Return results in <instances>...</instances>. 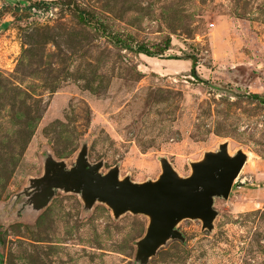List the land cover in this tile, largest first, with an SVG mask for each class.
Wrapping results in <instances>:
<instances>
[{"label":"rangeland","instance_id":"rangeland-1","mask_svg":"<svg viewBox=\"0 0 264 264\" xmlns=\"http://www.w3.org/2000/svg\"><path fill=\"white\" fill-rule=\"evenodd\" d=\"M221 147L248 157L210 224L150 254L151 216L54 170L185 179ZM0 264H264V0H0Z\"/></svg>","mask_w":264,"mask_h":264},{"label":"water","instance_id":"water-1","mask_svg":"<svg viewBox=\"0 0 264 264\" xmlns=\"http://www.w3.org/2000/svg\"><path fill=\"white\" fill-rule=\"evenodd\" d=\"M244 159L242 153L229 157L221 147L217 153L208 154L205 163L193 165V176L179 179L165 166L156 182L143 184L118 182L114 171L102 176L82 156L72 169L58 165L54 170L59 184L66 186L70 179L76 180L89 198L106 202L116 213L130 209L151 216L142 241V249L150 254L166 236L175 235L173 224L177 219L200 217L205 225L210 224L212 198L228 196Z\"/></svg>","mask_w":264,"mask_h":264},{"label":"trees","instance_id":"trees-1","mask_svg":"<svg viewBox=\"0 0 264 264\" xmlns=\"http://www.w3.org/2000/svg\"><path fill=\"white\" fill-rule=\"evenodd\" d=\"M33 5L40 6V4H33ZM31 6H32V5H29L27 8L30 10ZM192 71H193V70H191V74L193 73Z\"/></svg>","mask_w":264,"mask_h":264},{"label":"bare ground","instance_id":"bare-ground-1","mask_svg":"<svg viewBox=\"0 0 264 264\" xmlns=\"http://www.w3.org/2000/svg\"><path fill=\"white\" fill-rule=\"evenodd\" d=\"M242 155L244 156V158H247L248 157L247 154H245V153H242ZM191 176H193V173H192Z\"/></svg>","mask_w":264,"mask_h":264}]
</instances>
